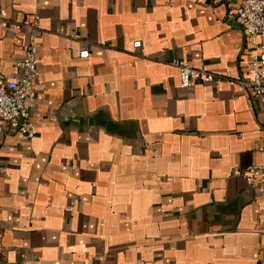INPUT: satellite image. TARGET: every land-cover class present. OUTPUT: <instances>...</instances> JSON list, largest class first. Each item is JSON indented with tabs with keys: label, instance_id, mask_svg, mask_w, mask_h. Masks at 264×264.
Masks as SVG:
<instances>
[{
	"label": "crops",
	"instance_id": "0c3cea01",
	"mask_svg": "<svg viewBox=\"0 0 264 264\" xmlns=\"http://www.w3.org/2000/svg\"><path fill=\"white\" fill-rule=\"evenodd\" d=\"M240 2L0 0L2 78L23 55L11 27L40 16L34 137L0 135V264H264ZM174 59L221 80L181 88Z\"/></svg>",
	"mask_w": 264,
	"mask_h": 264
},
{
	"label": "built area",
	"instance_id": "2783aa9c",
	"mask_svg": "<svg viewBox=\"0 0 264 264\" xmlns=\"http://www.w3.org/2000/svg\"><path fill=\"white\" fill-rule=\"evenodd\" d=\"M235 19L253 47L249 57L250 80L244 87L255 96L264 98V0H241L236 8ZM23 30V55L15 62L17 76L11 79L0 77V135L18 133L30 140L34 128L30 120L31 99L34 96L36 73V37L40 30V16L27 12L11 27L12 31ZM139 41L133 42L137 47ZM86 58L88 50L84 44L78 53ZM172 64L178 69L179 86L187 88L191 83H219L221 78L204 70L195 69L183 59H174ZM264 152V149H263ZM258 173L260 189L264 198V161L247 166L242 175L251 177Z\"/></svg>",
	"mask_w": 264,
	"mask_h": 264
}]
</instances>
